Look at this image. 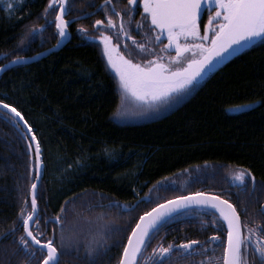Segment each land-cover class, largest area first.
I'll return each instance as SVG.
<instances>
[{
    "label": "trees",
    "instance_id": "trees-1",
    "mask_svg": "<svg viewBox=\"0 0 264 264\" xmlns=\"http://www.w3.org/2000/svg\"><path fill=\"white\" fill-rule=\"evenodd\" d=\"M47 4L48 0H27L10 13L0 5V64L56 43L52 31L48 36L51 28L46 18L53 16L50 9L44 18ZM34 25L46 30L32 31ZM168 99L144 109L129 103L127 111L118 115V81L103 50L74 40L0 76V100L21 113L40 143L41 221L31 231L44 232V240H54L58 264H118L139 217L157 204L189 193L227 197L243 225L254 229L260 224L264 39ZM241 104L245 109L229 111ZM33 163L25 134L0 111V264H39L45 255L34 247L33 255L20 241L24 228L19 214L25 198L24 215L31 208ZM239 173L246 174L244 182L236 179ZM146 196L148 202L121 211L120 204L128 207ZM191 211L218 217L195 209L182 213ZM57 215L62 226L45 223Z\"/></svg>",
    "mask_w": 264,
    "mask_h": 264
},
{
    "label": "snow or ice",
    "instance_id": "snow-or-ice-1",
    "mask_svg": "<svg viewBox=\"0 0 264 264\" xmlns=\"http://www.w3.org/2000/svg\"><path fill=\"white\" fill-rule=\"evenodd\" d=\"M128 2L131 5L137 3V0H128ZM140 2H142L144 14L151 19L153 30H160L156 40L159 41L164 34L167 36L168 43L159 51L167 52L174 46L175 55L168 56L167 62H165L164 56L154 55L152 59L145 61L141 66L139 63H133L131 59L125 58L122 54L114 59L112 53L115 48L110 46L111 37L104 35L98 38L103 42L108 64L115 70L118 78L121 96L118 115L127 111L129 103H134L137 107L144 109L166 101L192 85L207 68L211 67L216 58L231 51L233 46H239L257 38L264 39V0H140ZM66 4L67 0H48L44 9L45 16H47L53 6L58 5L60 8L55 16V28L58 32L57 44L67 35L68 21L64 19ZM205 5L209 9L215 7L216 11L208 17L209 23L204 25V34L201 35L198 21L202 17ZM13 7H15L14 4H8V10ZM116 15L119 16V13ZM214 21H219L218 26L214 25ZM101 24L103 21H95V25ZM108 25L115 27L111 17L108 18ZM42 27V25H34L32 31ZM81 30L86 31L85 29ZM121 31H123V22H121ZM210 32L214 34L210 35ZM181 38L185 41L191 39L203 41V43H181ZM209 39L211 40L210 45L207 43ZM133 43L136 41L133 40ZM138 48L141 52H145L143 44L138 45ZM196 50H199L200 58L187 59L188 53L191 52L195 56ZM26 59L29 57H13V61ZM180 64H184V66L179 67ZM4 67L5 65L0 64V69ZM0 105L11 110V113L14 114L13 119L18 117L20 120H24L21 113L12 105L5 104L2 100H0ZM233 107L243 108L246 105L241 104ZM24 124L27 125L26 120H24ZM28 131L32 132L31 126H28ZM30 139L35 142L33 168L37 180L31 184V211L27 215H24L28 203L26 198L21 205L19 215L23 220L24 234L21 235L20 241L26 250L32 249L33 255L35 254L33 245H39L40 250L46 249L47 255L43 256V260L39 261V264H58L59 251L54 240L42 241L37 238L40 234L34 235L30 230L31 222L36 219L37 215L36 190L42 166L40 143L35 134ZM29 148H32L31 144ZM236 179L244 182L246 174L239 173L236 175ZM252 179L255 183L254 177ZM192 205L213 208L220 212L228 224L227 244L223 249V264H244L246 248L251 245L254 234L264 232V225H257L254 229L248 228L247 224L242 225L240 215L233 204L220 196L210 197L204 193L176 196L162 204H157L150 212L144 213L132 229L118 264H139L138 255L142 254L146 241L159 228L160 224L166 218L177 214L179 210L190 208ZM63 211L64 207L62 206L61 212ZM261 212L264 213V207L261 208ZM54 222L62 226L61 216L57 215ZM36 227H39V224ZM242 227L247 228V236L241 233ZM28 238H31L32 244L29 243ZM218 239L213 236L209 243ZM261 241H264V236L257 235L255 251L264 257V245L261 244ZM197 244V241H189L180 246L169 244L167 247L160 245L153 248L154 264H163L162 258L169 256L172 250L177 247L182 249L184 254H191V250ZM206 261L207 264H212V258H206ZM201 264H205V261H202Z\"/></svg>",
    "mask_w": 264,
    "mask_h": 264
},
{
    "label": "flooded vegetation",
    "instance_id": "flooded-vegetation-1",
    "mask_svg": "<svg viewBox=\"0 0 264 264\" xmlns=\"http://www.w3.org/2000/svg\"><path fill=\"white\" fill-rule=\"evenodd\" d=\"M58 11H60V8L58 5H55L51 9L53 17L46 18L47 16H44L47 20L46 22L50 24L51 30L48 32V36L52 31L51 38H56L58 35L55 28V16ZM215 11V7H211V9L207 7L202 12V17L198 21L201 35L204 34V25L209 23L208 17ZM116 13H119V16L116 15ZM109 17L112 18L115 27H110L108 25ZM64 19L68 21V27L66 30L67 35L65 36L66 43L64 45L74 40L91 44L104 50V44L98 38L107 35L111 37L110 46L115 48V51L112 53L114 59L122 54L125 58L131 59L133 63H139L141 66L144 65L145 61L152 59V56L154 55L164 56L165 62H167L168 56L175 55L174 46L172 50L167 52L159 51L168 43L167 36L164 34L159 41L156 40V36L160 33V30H153L151 19L144 14L143 5L140 0H137V3L131 5L128 0H67ZM96 20L103 21V24L95 25ZM121 22H123V31H121ZM218 24L219 21H214V25L218 26ZM81 29H85L86 31H82ZM41 30L44 32L46 29L42 28ZM211 34L214 33L210 32V35ZM45 37L46 36H43V38ZM133 40H135L136 43H133ZM55 41L57 42V39ZM185 42L190 44L203 43V41L191 39L185 41L181 38V43ZM210 42L211 40L209 39L207 43L210 44ZM140 44L145 46V52H141L138 48V45ZM199 54V50H196L195 56L190 52L187 55V59H197ZM178 66L183 67L184 64ZM168 100L169 99L165 102ZM173 100L174 99H172V101ZM251 181V189H253L254 183L252 178ZM222 198L231 203L229 198ZM148 201L149 198L144 202ZM112 203H115V201H112ZM131 206L126 207L124 204V207H121V205H119L123 212L134 210L135 207L130 210H123L130 208ZM262 207H264V203L261 208ZM38 209L36 219L31 222V229L34 228V230L37 228L36 225L38 222L41 221V215L39 214ZM179 214H177L179 215L177 218L171 220L172 222H170L168 226L162 228L150 238L149 245L138 259L139 264H154L155 258L152 257L153 248L160 245L167 247L169 244L180 246L189 241L198 242V244L191 250V254H184L182 249H179L178 247L174 248L169 256L162 258L163 264H201L202 261H205V264H207L206 258H212V264H223L226 229L223 223L219 221L218 217H211L210 215L204 216L193 211L190 213ZM261 215L262 219L260 220L259 225H264V213L261 212ZM218 222L222 224L223 232L221 231ZM33 233L34 235L40 234L37 236L38 239L47 241L43 239L44 232L39 233L34 231ZM241 233L247 236V228L242 227ZM257 235L264 236V232L253 235L251 245L247 247L244 252V264H264V257L255 251ZM213 236H216L219 239L209 243ZM29 243L32 244L30 241ZM261 244L264 245V241H261Z\"/></svg>",
    "mask_w": 264,
    "mask_h": 264
},
{
    "label": "water",
    "instance_id": "water-1",
    "mask_svg": "<svg viewBox=\"0 0 264 264\" xmlns=\"http://www.w3.org/2000/svg\"><path fill=\"white\" fill-rule=\"evenodd\" d=\"M208 6L207 5H205L204 6V8H203V11L207 8ZM260 39V38H259ZM258 40V39H257ZM257 40H255V41H249V42H247V43H242L241 45H239V46H233V48H232V50L231 51H229V52H227V53H225V54H222V56L220 57V58H216L215 59V61L212 63V65H211V67L210 68H207L204 72H203V77L201 78V79H203V78H205L207 75H209L212 71H214L215 69H217V67H219L221 64H223L225 61H227L228 59H230L232 56H234V55H236L237 53H239L240 51H242L243 49H246L247 47H249L251 44H253L254 42H256ZM66 43V39L65 38H63L62 40H61V42L59 43V44H56V45H54V46H52V47H50V48H47V49H45V50H42V51H40V52H38V53H36V54H34V55H32V56H27V57H29V59H26V60H17V61H13V59H11V60H9V61H7V62H5L3 65H5V67L4 68H2V69H0V76L7 70V69H10V68H12V67H14V66H18V65H27V64H31V63H33V62H35V61H38V60H40V59H42V58H44L45 56H47L48 54H50V53H52V52H56V51H58L64 44ZM210 44H211V42H210ZM209 44V45H210ZM103 53H104V50H103ZM105 55V54H104ZM3 56H0V59L2 58ZM200 58V54H199V57L197 58V59H199ZM105 60H106V64H107V66H108V68H109V70L114 74V76H115V78L117 79V81H118V78H117V76H116V73H115V70L108 64V58H107V56L105 55ZM201 76V75H200ZM200 79V80H201ZM199 81V80H198ZM195 82H197V81H194L193 83H195ZM0 110L1 111H3V112H5L6 114H8L11 118H13L14 117V114L13 113H11V110L10 109H5L2 105H0ZM15 121H16V123L18 124V126L21 128V130H22V132L25 134V136H26V138H27V140H28V142H29V145L31 144L32 145V148L30 149L29 148V152L31 153V154H35V142L34 141H32L31 139H30V137L33 135V130H32V132H29L28 131V124L27 125H25L24 124V120H20L18 117L17 118H15L14 119ZM41 158H42V155H41ZM43 163H42V166H41V169H40V176H39V179H38V187H39V184H40V182H41V179H42V177H43ZM37 180V176L35 175V179H34V181H36ZM38 189V188H37ZM37 191V190H36ZM205 195H207V196H210V197H215V196H218V195H215V194H210V193H204ZM185 196H187V195H185ZM29 198H30V201H31V199H32V195H31V189H30V194H29ZM145 200V198H141V199H138L130 208H127V209H123V210H130V209H132V208H134L135 207V205L137 204V203H139V202H141V201H144ZM145 201H147V200H145ZM164 203V202H163ZM162 204V203H161ZM121 207H124V205L123 204H121ZM156 207V206H155ZM153 209V208H152ZM193 209H195V210H206V211H210V212H213V213H215L220 219H221V221H222V223H223V225H224V227H225V229H226V241H225V246H226V244H227V233H228V224H227V221H225L224 219H223V217L220 215V212L219 211H217L216 209H213V208H206V207H203V206H197V205H192L190 208H186V209H181V210H179V212L178 213H182V212H184V211H188V210H193ZM151 211V210H150ZM150 211H148V212H150ZM177 213V214H178ZM176 214H174V215H172L171 217H169V218H166L161 224H160V226L165 222V221H167L168 219H170V218H172L173 216H175ZM142 216V215H141ZM140 216V217H141ZM140 217H139V219H138V221L136 222V224L139 222V220H140ZM54 220L55 219H48V220H46L45 221V223H48V222H52V223H55L54 222ZM55 224H57V223H55ZM136 224H135V226H136ZM134 226V227H135ZM159 226V227H160ZM133 227V228H134ZM131 233H132V230H131V232H130V234L129 235H131ZM26 235V234H25ZM129 237V236H128ZM29 239V241L32 243V241H31V238H28ZM128 243V238H127V240H126V243H125V245ZM124 245V246H125ZM34 247H36V248H40V246L39 245H33ZM124 248V247H123ZM44 251H45V253H46V255H47V251H46V249H44ZM122 254H123V250H122ZM121 254V255H122ZM139 256H140V254L138 255V259H139ZM58 259H59V255H58Z\"/></svg>",
    "mask_w": 264,
    "mask_h": 264
},
{
    "label": "rangeland",
    "instance_id": "rangeland-1",
    "mask_svg": "<svg viewBox=\"0 0 264 264\" xmlns=\"http://www.w3.org/2000/svg\"><path fill=\"white\" fill-rule=\"evenodd\" d=\"M25 1H27V0H0V5L6 12L10 13V12H13L14 10H16L17 8H19L20 5H22ZM9 3H12V4L15 5V7H13L11 10H8V4ZM257 39H259V38H257ZM257 39H255V40H257ZM255 40H252V42L255 41ZM202 77H203V75L199 76L195 81L200 80ZM157 104H155V105H157ZM155 105H152V106H155ZM243 109H245V107H243V108H232L229 111H240V110H243ZM41 155H42V150H41ZM43 167H44V164H43ZM43 175H44V168H43ZM137 192L138 191H136V193Z\"/></svg>",
    "mask_w": 264,
    "mask_h": 264
},
{
    "label": "bare ground",
    "instance_id": "bare-ground-1",
    "mask_svg": "<svg viewBox=\"0 0 264 264\" xmlns=\"http://www.w3.org/2000/svg\"><path fill=\"white\" fill-rule=\"evenodd\" d=\"M63 38H65V36H64ZM63 38H62V39H63ZM62 39H61V40H62ZM56 44H57V42H56L54 45H56ZM54 45H53V46H54ZM51 47H52V46H51ZM49 48H50V47H49ZM7 70H8V69H7ZM0 111H1V110H0ZM141 198H145V200L148 199V197H141ZM141 198H138V199H141ZM138 199H137V200H138ZM29 200H30V198H29ZM145 200H144V201H145ZM30 204H31V201H30ZM120 205H121V204H120ZM50 219H51V218H50Z\"/></svg>",
    "mask_w": 264,
    "mask_h": 264
}]
</instances>
